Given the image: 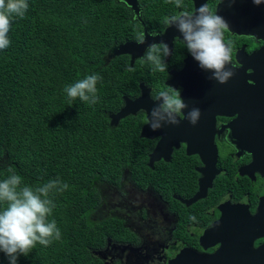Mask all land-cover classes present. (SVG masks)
<instances>
[{"label":"flooded vegetation","instance_id":"1","mask_svg":"<svg viewBox=\"0 0 264 264\" xmlns=\"http://www.w3.org/2000/svg\"><path fill=\"white\" fill-rule=\"evenodd\" d=\"M118 2L127 6L129 38L104 60L122 57L129 93L114 112L125 95L134 101L148 89L158 101L124 118L133 149L146 153L139 170L159 184L107 187L103 217L91 218L113 216L114 230L86 264H171L217 251L219 264L231 255L254 260L264 244V0ZM126 42L128 52L109 55ZM194 54L211 71L206 99L184 98L182 71Z\"/></svg>","mask_w":264,"mask_h":264},{"label":"trees","instance_id":"2","mask_svg":"<svg viewBox=\"0 0 264 264\" xmlns=\"http://www.w3.org/2000/svg\"><path fill=\"white\" fill-rule=\"evenodd\" d=\"M127 15L118 0H0V264H86L114 230L91 218L107 187L158 186L128 120H109L129 90L122 57L104 56Z\"/></svg>","mask_w":264,"mask_h":264},{"label":"water","instance_id":"3","mask_svg":"<svg viewBox=\"0 0 264 264\" xmlns=\"http://www.w3.org/2000/svg\"><path fill=\"white\" fill-rule=\"evenodd\" d=\"M127 4L133 5L135 7V4L137 0H123ZM264 9V8H263ZM264 16V14H263ZM144 47L146 46L144 43H141ZM130 47V43H124L119 46H113L110 49L109 55H118L121 53L128 52ZM264 51V48H263ZM197 55L194 54L192 57L187 59V63L185 65V68L183 69L182 73L185 75V91L186 95H184V98H207L208 95V72L210 71L208 67V62H198L197 61ZM211 72V71H210ZM149 91V89H148ZM148 91L145 93L143 92L142 96L137 98L136 100H131L128 95H125V103L122 106V108L118 112H112L109 114V118L111 119V126L118 125L119 121L126 117L128 114H130L133 110L141 105L148 103H154L158 101H154L150 98ZM202 102V101H201ZM206 103V102H202ZM134 105V107H133ZM143 135H146V131L143 130ZM158 149H156L151 154L150 162H153L157 158L156 152ZM202 195L200 193L196 194L193 198L186 200L188 203L194 202L198 200ZM248 254V253H247ZM224 253L217 251L214 255H206V254H194L193 256L187 258L184 254L179 255L175 260L171 262V264H208L212 260L216 264H219L220 261H222L224 258ZM249 255V254H248ZM246 255V256H248ZM254 260H251L248 258L242 261H236V257L233 255L230 256L229 259L225 260L224 264H264V244L259 246L258 249H256V252L253 254H250ZM245 256V257H246ZM190 259V261H189ZM189 261V262H187ZM212 264V263H211Z\"/></svg>","mask_w":264,"mask_h":264},{"label":"rangeland","instance_id":"4","mask_svg":"<svg viewBox=\"0 0 264 264\" xmlns=\"http://www.w3.org/2000/svg\"><path fill=\"white\" fill-rule=\"evenodd\" d=\"M91 217H93V219H100L103 217V214L100 210H94L92 213H91Z\"/></svg>","mask_w":264,"mask_h":264}]
</instances>
